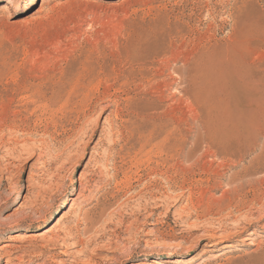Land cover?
Wrapping results in <instances>:
<instances>
[{"label":"rangeland","instance_id":"rangeland-1","mask_svg":"<svg viewBox=\"0 0 264 264\" xmlns=\"http://www.w3.org/2000/svg\"><path fill=\"white\" fill-rule=\"evenodd\" d=\"M263 125L264 0H0V264H264Z\"/></svg>","mask_w":264,"mask_h":264},{"label":"bare ground","instance_id":"bare-ground-1","mask_svg":"<svg viewBox=\"0 0 264 264\" xmlns=\"http://www.w3.org/2000/svg\"><path fill=\"white\" fill-rule=\"evenodd\" d=\"M9 2V1H8ZM247 64V63H246ZM250 70V69H249ZM244 75V74H243ZM253 74H251V76H252ZM255 75V74H254ZM251 76H250V78H251ZM256 76V75H255ZM258 77V79L260 78V76H257ZM257 77H255L256 79H257ZM253 78H254V76H253ZM255 78H254V80H255ZM257 79V80H258ZM146 81V80H145ZM260 82V81H259ZM263 124V123H262ZM264 126V125H263ZM262 129H264L263 127H262ZM263 135H264V132H263ZM264 140V139H263ZM263 143V144H262ZM261 144L262 145H259V146H261V149H260V154L264 157V141L262 142ZM144 144V143H143ZM257 150H258V146H257ZM254 151V150H253ZM259 153V152H258ZM260 155V156H261ZM182 156V155H181ZM260 156H258V157H256V160H254L255 159V157H254V161L256 162L257 160H259V159H262V158H259ZM181 159V158H180ZM264 159V158H263ZM237 161H238V159H237ZM236 161V162H237ZM263 162V161H262ZM188 163V162H187ZM235 163V162H234ZM251 163V162H250ZM250 163H249V165H250ZM260 163H261V161H260ZM252 164V163H251ZM257 163H255V165H256ZM263 164V163H262ZM235 165H236V163H235ZM259 165H261V164H259ZM236 166H238V165H236ZM251 166V165H250ZM263 166V165H262ZM234 167V166H233ZM254 167H256V166H254ZM258 167V166H257ZM250 168V167H249ZM253 168V167H252ZM243 169V168H242ZM259 169V168H258ZM263 169V168H262ZM180 170V169H179ZM251 170V169H250ZM256 170V169H255ZM264 170V169H263ZM252 171H253V169H252ZM251 171V172H252ZM260 171H261V169H260ZM259 171V172H260ZM250 172V173H251ZM240 174V173H239ZM252 174V173H251ZM233 175H235V174H233ZM235 177H236V175H235ZM238 177V176H237ZM259 178H261V177H259ZM264 178V177H263ZM232 179V178H231ZM258 179V178H257ZM243 180V179H242ZM262 180V179H261ZM260 180V181H261ZM235 182V181H234ZM241 182V181H240ZM239 182V183H240ZM232 183H233V180H232ZM232 183H231V185H232ZM257 183V182H256ZM241 184V183H240ZM255 185V184H254ZM262 185V184H261ZM239 186V185H238ZM237 187V186H236ZM264 187V186H263ZM232 189H233V187H232ZM231 189V190H232ZM238 189V188H237ZM236 190V188H234V190L233 191H235ZM232 191V192H233ZM234 193H238V190H237V192L235 191ZM233 193V194H234ZM260 193V192H259ZM232 194V195H233ZM255 197V196H254ZM235 198H236V196H235ZM259 198V197H258ZM244 201V200H243ZM263 200H261V202H262ZM253 202V201H252ZM240 203V202H239ZM242 203V202H241ZM245 203V202H244ZM254 203V202H253ZM243 205V204H242ZM242 205H240V206H242ZM160 206V205H159ZM244 206V205H243ZM258 206V205H257ZM158 207V206H157ZM247 207V206H246ZM245 207V208H246ZM263 207V206H262ZM262 209V208H261ZM243 210H245L244 208H243ZM241 211V210H240ZM238 212H239V210H238ZM247 213V212H246ZM235 214V213H234ZM63 221V218L62 217H60V218H58L57 220H56V222L54 223V224H52V226H49V228H47L45 231H44V236L45 235H51L53 232H54V230L61 224V222ZM243 229V228H242ZM241 229H239V231H240ZM238 233V232H237ZM235 235V234H234ZM238 235V234H237ZM208 237V239H210V240H221L222 239V237H219V236H216V235H207ZM27 237H29V236H27ZM27 237H25V236H20V237H17V236H13V237H11V240H14V241H20V242H23L22 240H24L25 238H27ZM46 237V236H45ZM48 238V237H47ZM47 238H44V239H47ZM248 239V238H247ZM28 241V240H27ZM247 241V240H246ZM19 244V243H18ZM218 245V244H217ZM4 247H6V248H13V246H11V245H6V246H4ZM233 247V246H232ZM15 248H18L17 246L15 247ZM18 250V249H17ZM163 258H166V259H169L170 257L169 256H166V257H160L159 259H163ZM13 260V259H12ZM10 261V260H9ZM154 264H157V262L156 261H154L153 262Z\"/></svg>","mask_w":264,"mask_h":264}]
</instances>
